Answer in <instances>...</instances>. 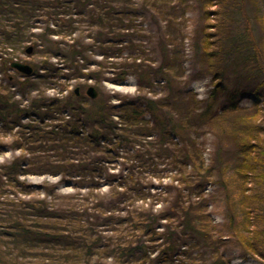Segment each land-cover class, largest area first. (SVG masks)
<instances>
[{"label": "trees", "instance_id": "16d2710c", "mask_svg": "<svg viewBox=\"0 0 264 264\" xmlns=\"http://www.w3.org/2000/svg\"><path fill=\"white\" fill-rule=\"evenodd\" d=\"M168 1L141 0L138 6L150 14L157 11L155 13L161 15L166 12ZM247 1L202 0L203 17L214 15L216 18L213 23L215 34L220 36L224 49L218 45L211 48L213 32L208 29L213 26L211 22H206L202 33L206 45L198 44L195 50L197 53L199 47L202 48V60L207 65L204 70L217 81L216 91L223 89L222 80L230 69L244 68L251 75H263L258 82L263 90L258 92L251 107L240 105L236 100L221 111L214 110L212 103L198 99L195 93L185 89L178 79L184 71L183 59L180 58L182 51L178 47L174 48L175 55L169 56L167 46L162 44V48H158L161 62L157 67L142 62L134 65L139 74L140 89L152 86V74L169 71L164 83L166 94L155 99L146 98L145 108L133 99L123 98L124 126L118 138L119 144H133L141 133H152L155 129L160 135L156 142V156L167 157L170 165L181 166L178 177L181 184L189 188L188 193L185 195L184 189L174 186L175 193L169 199V206L161 213H155L150 207L134 205L139 196L136 198L131 192L134 185L140 182V177L134 174L131 177L135 182L126 177L124 192L120 193L116 187L118 196L123 198L119 197L120 200L126 205L122 210L124 214L112 211L113 207L103 206L101 200L88 204L89 197L57 193L52 184L42 187L46 195L40 196V190H35L20 175L30 174V171L51 173L59 170L64 175L83 178L88 170L94 171V163H102L88 155V158L76 162L71 159L70 153L72 148L83 146L89 147L85 148L88 154L90 148H100L98 137L101 132L96 125L102 127L106 122L104 127H114L106 119L113 109L109 104L110 96L90 99L96 109L88 112L82 104L88 97L83 93L78 96L74 91L64 101L73 109V117L61 127H56L44 124L42 119L22 122V117H27L31 111L44 114L42 104L37 105L33 99L31 106L23 107L15 100L9 86L0 84V119L4 125L0 129L12 131L19 124L12 145L24 151L9 161L0 162V264H234L222 250L231 236L236 237L244 249L264 258V122L257 124L252 120L255 115H260L264 121V39L252 42L249 24L232 27L238 22L237 15L243 14V5ZM215 3L219 7L212 12L207 7ZM138 6L134 0H0V43L9 42L14 49V42L24 44L30 41L33 48L29 56L40 51L49 55L56 52L50 45L46 50H40V39L58 44L50 38L53 34H72L82 28L87 30L82 26L87 22L91 27L88 28L89 34H80L70 43L71 49L64 53L65 58L74 63L76 72L81 73L82 66L90 61L92 48L109 56L116 42L127 31H134L136 23L130 15L133 10L130 12L127 8L136 10L140 8ZM254 6L257 10L255 19L264 30V13L260 14L259 7ZM40 12L44 13L47 23L40 32H33L31 21ZM125 12L129 15L128 19H125ZM52 19L56 20L57 28L51 27ZM176 32L171 30V34H176L174 40L183 36L182 31L179 34ZM86 35L91 37L92 42L85 40ZM128 43L136 45L132 38ZM27 45H23L25 51ZM142 53L149 54L145 49ZM76 58H84L85 62L79 63ZM4 63L0 62L3 70L13 68L12 64ZM33 66L32 75L21 73L23 79L20 85L31 83L32 77L38 73L40 64L35 62ZM119 73L124 76V71ZM89 75L95 79L96 88L101 89L103 70ZM60 104L59 101L53 103L52 108ZM145 110L154 116L152 125H149L152 118L150 121L145 118ZM83 114L97 121L95 129L86 136L78 131ZM208 132L213 135L214 141L216 139L219 148L223 147L218 144L221 139L234 146V170L228 172L230 165L227 164L223 167L206 163L204 141H200L199 137ZM177 134L185 141L178 143L175 139ZM150 147L153 149V146ZM24 162L27 166L22 168ZM98 166L103 167L102 164ZM210 181L219 184V193L225 192L223 204L227 212L224 225L214 222L207 212V198L202 197L201 202L190 199L192 192L202 195L205 184ZM21 194L28 195V198ZM236 206L239 207L237 212ZM161 218L168 221L164 229L158 231L155 225ZM104 230L111 233L104 234ZM183 243H187V248L182 250ZM192 249L197 253H193Z\"/></svg>", "mask_w": 264, "mask_h": 264}, {"label": "rangeland", "instance_id": "374dc122", "mask_svg": "<svg viewBox=\"0 0 264 264\" xmlns=\"http://www.w3.org/2000/svg\"><path fill=\"white\" fill-rule=\"evenodd\" d=\"M134 3L138 6L141 0H134ZM173 5L175 7H173ZM254 5L259 7L261 11L260 14L264 13V0H248L246 4L243 5V14L237 15L238 22L235 25L233 24L232 27H246V25L249 24L253 35L251 36L253 39L252 42L258 43L264 39V30H262V27L255 19L257 10ZM218 7L219 5L215 3L214 5L212 4V6L208 5L207 8L214 12ZM127 9H129L128 11L130 12L133 10L130 15L132 14L133 19H135L134 22L136 26L134 31L133 29H131L129 33L127 31L125 36L116 42L114 49L111 50L112 54L109 56H105L100 53L99 50L94 51L92 48L89 52V54L91 53L90 61L88 64L82 66L81 73L76 72L74 63L70 61V58H65L64 53H67L71 49L69 46L70 43L77 39V37H80V34H89L90 30H88V28L90 29L91 27L88 26L89 24L87 22L82 24L87 30L82 28L72 34L64 32L61 34H53L50 38L56 40L58 44H53L52 42H48V40H43V38L40 39V50H46L45 48L50 45L52 46L51 48L54 49L53 52H56L49 55L40 51L35 55L29 56L28 54L31 53L32 50L28 52V48H33L30 41L24 42V44H28L26 51L23 48V43L18 44L14 42L12 46H14L16 50L12 49L13 47L11 48V43L9 42L0 43V62H6L4 63L5 65H11L12 62L15 61L25 62L30 64L34 69L33 63L38 62L40 64L38 73L32 77L31 83H25V86L20 85V80L23 79L22 72L11 67L6 70L0 67V84H7L10 91L14 93L15 100H18L23 107L31 106L33 99L36 101L37 105L38 103L42 104L41 109L44 114H38L39 111H36L37 114H34L32 113L34 111H31V114L27 117H22V122H34L42 119L44 124L56 127H61L62 124L73 117V109L70 106H66L64 101L66 98L68 99L72 96L74 91H77V87L79 88L77 92L78 96L83 93L85 97H88V99L82 103L85 110L88 112H94L96 109L90 99L98 96H100V99L102 96L106 98H108V95L110 96L109 104L113 109L112 112H110L109 118L107 117L106 119L108 122L111 121L114 127L112 129L104 127L106 122L102 127L96 125V128L101 132V135L98 137L100 148H97V150L90 148L91 152L88 154L85 148L87 149L89 147L83 146V148L79 149L72 148L70 153L71 159L76 162L91 156L96 161H102V163H94V167H96L94 171L88 170L83 178L79 175L70 177L67 174L64 175V172L61 173L59 170L51 173L30 171V174L20 175V178L31 183L35 190H40V196L46 195L42 187L47 184H52L57 193L78 194L80 198L89 197L88 204L101 200L103 206L107 205L110 206V208L113 207L112 211L124 214L122 210L126 205L122 201V196H118L119 192H117V189L120 193L124 192L126 190L124 182L128 180L127 178H130L131 182H135L131 177V175L134 174L135 177H140V182L134 185L133 193L131 192L132 195H136V198L137 195L139 196L134 205L145 206L147 208L150 207L155 213H161L169 206V199H171V196L175 193L174 186L184 189L185 195L188 193L187 189L189 188L184 187L178 177L180 175L178 169H180L181 166L176 167V165H170L167 157L158 158L156 156V142L160 135L155 129L152 133H141L135 138L133 144L128 142L119 144L118 138L124 126V113L121 109L124 102L123 98L133 99L138 105L145 108L147 102L146 98L155 99L166 94L164 83H166V76L169 74V71L167 73L152 74V86L140 89L138 86L139 74L134 69V65L137 63L141 64L142 62V64H152L153 67H157L161 62V52L160 50L158 51V48H162V44L167 46L166 48L169 56L175 55L174 48L178 47L182 51L180 53V58L183 59L182 65L184 68V71H182L183 73H181L180 78H178L180 79V84L184 86L185 89H189L195 93L198 99L205 100L207 101L206 103H212L213 109L218 111H221V109L226 107L229 103L236 100H238L240 105L251 107L258 92L263 90V88L260 89L258 86V82H260L263 75H251V73H248V69L244 68H236L239 71L230 69L222 80L223 89L216 91L217 81L212 78L211 73L204 70V67L207 65L202 60V48L199 47L197 53L195 50V46L198 44H200V46L206 45L205 38H202L205 23L211 22V26H213V23L216 21L214 15L208 18L203 17L202 0H169L166 12H163L161 15L156 14L155 12L157 11L150 14L142 7L136 10L130 7ZM127 9L125 11H127ZM43 14V12L38 13L36 15L37 18L31 21L34 24L32 29L33 32H40L46 25L47 22ZM168 15H170V18H166ZM128 16L129 15L125 12V19H128ZM55 21V19L50 21V25L53 28L58 27ZM171 21H173L172 26H170ZM171 30L177 31L176 33L178 34L182 31L184 37L180 35L178 39L174 40L176 34H171ZM208 30L213 32V36L211 37V48H214L215 45L221 46L219 41L220 36L215 34L216 27H210ZM230 36L232 37L233 35L230 34ZM130 38L133 39L136 45L133 46V44L131 45V43H128ZM85 40L92 42L91 37L88 35L85 36ZM175 43H177L178 46L175 45ZM58 49L60 51H57ZM142 49H145L149 54H143ZM14 51L16 53H14ZM222 57L223 56H219V58ZM76 60L79 63L85 62L84 58H76ZM117 63L120 66H118ZM99 70H103V79L100 83L101 89H97L95 86V84H97L95 79L89 77L91 76L89 73ZM122 71H124V76H121L119 73ZM91 85L97 90L96 97L92 98L87 94V88ZM58 101L61 104L59 106L55 105V107L52 108V104L58 103ZM36 110H38V108H36ZM153 117L150 111L145 110L146 120L150 121L152 118L149 125H152L154 120ZM80 120L78 131L82 135H89V133L95 129L97 121L89 119L87 115L84 114L80 117ZM252 120L256 121L255 123L257 124H259L260 121L264 122L260 115H255ZM0 126H4L2 119H0ZM18 127L19 124L14 127L12 131L0 129V162L9 161L16 155L24 152L12 145ZM262 135V133L259 135L260 139ZM176 136L175 139L178 143L183 142V136L180 134ZM192 136L193 135H191V137ZM199 140L204 141L203 152L207 164L212 165L216 163L215 165L223 167L226 164L230 165L228 172L234 168V163L236 164V154L234 146H232L231 143H224V140L221 139V144L218 140L219 146H223L219 148L216 144V139L214 141L213 135L209 132L202 134ZM150 145L153 146V149H151ZM177 154H179L178 151ZM57 158L60 159L62 156H57ZM88 160L89 159H87V161ZM100 164L103 166L102 169L98 166ZM26 166L27 162H24L22 168ZM113 174H115V176H113ZM218 189L219 184L217 182H207L204 186L203 194L199 195L197 192H192L190 199L201 202L202 197L207 198V212L210 213L214 222L219 225H224L227 212L223 204L225 192L219 193ZM21 195L28 198L26 194ZM34 195L37 194L34 193ZM152 195H155V197L153 198ZM218 196H220L222 200ZM119 197L122 199L120 200ZM49 198L51 199V197ZM124 198L126 197L124 196ZM187 201H189V199ZM89 210L91 211L92 209L90 208ZM235 210L236 212L239 211V207L236 206ZM167 221V218H161L155 225L156 230L162 231ZM103 227L104 226H101L100 228ZM103 233L109 234L111 231L106 232L104 230ZM186 244L187 243H183L181 247L182 250L187 248ZM222 250L227 256L231 257L234 264H264V258L254 255L249 250L244 249L239 240L234 236L228 237L225 241V245L222 246ZM192 252L195 254L197 253V251L193 249Z\"/></svg>", "mask_w": 264, "mask_h": 264}, {"label": "water", "instance_id": "95a60500", "mask_svg": "<svg viewBox=\"0 0 264 264\" xmlns=\"http://www.w3.org/2000/svg\"><path fill=\"white\" fill-rule=\"evenodd\" d=\"M32 50L31 47L28 48V52H30ZM12 66L16 69L19 70L20 72H22L23 74H27V75H32L34 70L33 67L28 64V63H23V62H13ZM77 92L79 90V88H76ZM87 94L92 98V97H96L97 95V90L94 86H89V88H87Z\"/></svg>", "mask_w": 264, "mask_h": 264}]
</instances>
